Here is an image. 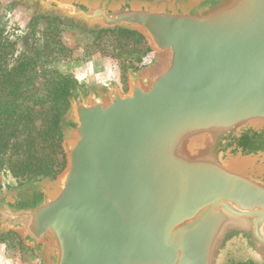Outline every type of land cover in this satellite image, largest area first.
Listing matches in <instances>:
<instances>
[{
    "label": "water",
    "instance_id": "obj_1",
    "mask_svg": "<svg viewBox=\"0 0 264 264\" xmlns=\"http://www.w3.org/2000/svg\"><path fill=\"white\" fill-rule=\"evenodd\" d=\"M16 1L156 55L71 87L66 165L0 190V234L44 264H264V0Z\"/></svg>",
    "mask_w": 264,
    "mask_h": 264
},
{
    "label": "rangeland",
    "instance_id": "obj_2",
    "mask_svg": "<svg viewBox=\"0 0 264 264\" xmlns=\"http://www.w3.org/2000/svg\"><path fill=\"white\" fill-rule=\"evenodd\" d=\"M0 32L4 41L12 42L4 57L7 67L18 65L26 57L37 60L38 82L43 84L29 92L34 96L49 91L44 82L61 76L74 79L85 95L91 88L107 83H117L125 92L129 88V68L139 69L150 51L149 42L137 34L66 24L58 16L35 15L33 9L16 0H0ZM1 98L5 96L0 93ZM46 116L37 111L35 124L46 127ZM38 143L33 155L23 149L0 153V190L21 189L53 176L41 175L40 170L47 164L56 175L64 169V150L41 149ZM0 264H44V259L39 248L26 245L19 234L7 232L0 234Z\"/></svg>",
    "mask_w": 264,
    "mask_h": 264
},
{
    "label": "trees",
    "instance_id": "obj_3",
    "mask_svg": "<svg viewBox=\"0 0 264 264\" xmlns=\"http://www.w3.org/2000/svg\"><path fill=\"white\" fill-rule=\"evenodd\" d=\"M117 29L127 35L137 34L144 38L136 31L126 28ZM11 43L4 41L3 33L0 32V93L5 96L0 99V153H7L10 149H15L16 152L23 149L33 155L38 149L37 142L41 149L53 147L63 151V132L60 123L69 108V93L75 80L69 76H61L53 81L44 82L47 83L49 91L43 95L29 94L43 84L38 82L40 74L36 69L37 60L26 57L18 65L7 67L4 57L7 54L6 48ZM50 109L52 110L49 111ZM37 111L45 112L47 115L48 121L44 128L35 124ZM63 157L66 163L65 154ZM23 162L26 163L27 160ZM40 171L43 176L57 174H54L49 164Z\"/></svg>",
    "mask_w": 264,
    "mask_h": 264
},
{
    "label": "built area",
    "instance_id": "obj_4",
    "mask_svg": "<svg viewBox=\"0 0 264 264\" xmlns=\"http://www.w3.org/2000/svg\"><path fill=\"white\" fill-rule=\"evenodd\" d=\"M155 52L150 49V51L142 58L141 62L139 63V67H144L151 64L155 58Z\"/></svg>",
    "mask_w": 264,
    "mask_h": 264
}]
</instances>
